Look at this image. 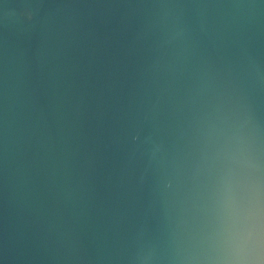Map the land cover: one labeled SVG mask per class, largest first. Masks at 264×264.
Instances as JSON below:
<instances>
[{
    "label": "water",
    "instance_id": "1",
    "mask_svg": "<svg viewBox=\"0 0 264 264\" xmlns=\"http://www.w3.org/2000/svg\"><path fill=\"white\" fill-rule=\"evenodd\" d=\"M249 56L264 66V0H0V264H114L127 219L102 125ZM254 96L264 115V83Z\"/></svg>",
    "mask_w": 264,
    "mask_h": 264
},
{
    "label": "clouds",
    "instance_id": "2",
    "mask_svg": "<svg viewBox=\"0 0 264 264\" xmlns=\"http://www.w3.org/2000/svg\"><path fill=\"white\" fill-rule=\"evenodd\" d=\"M262 83L264 66L249 56L218 84L186 96L144 89L113 110L102 145L127 224L105 259L264 264V115L254 96Z\"/></svg>",
    "mask_w": 264,
    "mask_h": 264
}]
</instances>
